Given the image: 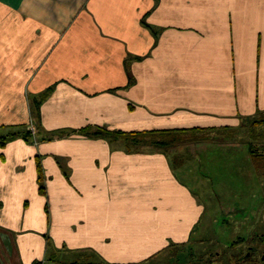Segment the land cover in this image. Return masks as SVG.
Masks as SVG:
<instances>
[{"label": "crops", "instance_id": "crops-1", "mask_svg": "<svg viewBox=\"0 0 264 264\" xmlns=\"http://www.w3.org/2000/svg\"><path fill=\"white\" fill-rule=\"evenodd\" d=\"M254 115L264 0H0V264H139L188 241L199 171L119 136L203 132L188 147L219 148L211 135Z\"/></svg>", "mask_w": 264, "mask_h": 264}, {"label": "rangeland", "instance_id": "rangeland-1", "mask_svg": "<svg viewBox=\"0 0 264 264\" xmlns=\"http://www.w3.org/2000/svg\"><path fill=\"white\" fill-rule=\"evenodd\" d=\"M160 71L163 75L174 77V67ZM166 88L172 98L168 102L174 105V85H167ZM160 97L163 96L160 94ZM242 121L240 129L228 130L221 136H210L214 139L224 136L222 141L225 142L219 148L209 144L204 145L206 148L188 147L189 142L205 141L209 135L203 132H156L135 139L127 135L119 136L130 143L132 152H162L173 163L175 170L179 171L180 167V170L197 168L199 179L204 180L197 183L205 190L204 194L209 195L199 197L205 210L195 223L188 241L176 244L156 259L139 264H248L242 261L248 245L255 246L253 256L264 264V259H261L264 256V161L256 166L252 165L250 158L252 154L264 151L263 145L258 144L264 143V115L246 116ZM30 127L29 124L28 129L35 133V126L34 130ZM197 156H201L202 160L212 156L211 165L194 166L192 163ZM178 161L181 164L178 165ZM255 169L257 171L254 172ZM180 177L190 178L181 172ZM192 185H195L193 180Z\"/></svg>", "mask_w": 264, "mask_h": 264}, {"label": "trees", "instance_id": "trees-1", "mask_svg": "<svg viewBox=\"0 0 264 264\" xmlns=\"http://www.w3.org/2000/svg\"><path fill=\"white\" fill-rule=\"evenodd\" d=\"M132 82H133V80H132ZM106 132H107V131L98 128V129L95 131V134H96V135H103V134H106ZM18 133H19V132H12L11 134H8L6 137L4 136V138H3V140H2V143L4 144L5 141H6L9 137H11V136L14 137L15 135H19ZM118 133H119V134H122V133H124V132H118ZM125 133H126V132H125ZM125 133H124V134H125ZM152 133H156V132H154V131H138V132H136V131H131V132L126 133V135L129 136V137H131V139H135L137 136H139V137H145L146 135H149V134H152ZM162 133L170 134V133H172V132H167L166 130H163ZM107 134H108V132H107ZM109 134H110V132H109ZM23 136H24V138H25L26 140H31V138H33V133H32L29 129L26 128V131L24 132ZM131 139H130V140H131ZM140 139H142V138H140ZM3 141H4V142H3ZM170 141H172V139H171ZM138 142H140V140H139ZM155 142H156V141H155ZM157 142H158V141H157ZM144 143H145V141H144ZM156 144H158V143H156ZM31 264H42V262H41V261H38V260H35V261L32 262Z\"/></svg>", "mask_w": 264, "mask_h": 264}, {"label": "flooded vegetation", "instance_id": "flooded-vegetation-1", "mask_svg": "<svg viewBox=\"0 0 264 264\" xmlns=\"http://www.w3.org/2000/svg\"><path fill=\"white\" fill-rule=\"evenodd\" d=\"M254 245H248V251L244 254L242 261L248 264H261L258 262L256 256H253V250L255 251ZM261 259H264V256H261Z\"/></svg>", "mask_w": 264, "mask_h": 264}, {"label": "built area", "instance_id": "built-area-1", "mask_svg": "<svg viewBox=\"0 0 264 264\" xmlns=\"http://www.w3.org/2000/svg\"><path fill=\"white\" fill-rule=\"evenodd\" d=\"M30 126L32 127V128L31 127L30 128L34 130V125L31 124Z\"/></svg>", "mask_w": 264, "mask_h": 264}]
</instances>
